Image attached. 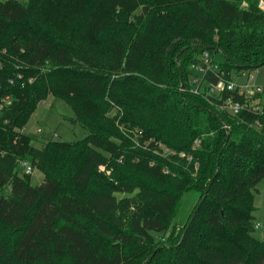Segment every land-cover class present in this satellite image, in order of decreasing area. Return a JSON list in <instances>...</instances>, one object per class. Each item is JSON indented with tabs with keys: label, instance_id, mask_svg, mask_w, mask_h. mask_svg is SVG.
Instances as JSON below:
<instances>
[{
	"label": "trees",
	"instance_id": "16d2710c",
	"mask_svg": "<svg viewBox=\"0 0 264 264\" xmlns=\"http://www.w3.org/2000/svg\"><path fill=\"white\" fill-rule=\"evenodd\" d=\"M262 1L0 0V264H264V105L219 110L190 72L205 51L210 82L263 67ZM50 95L84 138L33 145L23 130ZM26 158L42 184L19 174ZM191 191L194 219L160 240Z\"/></svg>",
	"mask_w": 264,
	"mask_h": 264
},
{
	"label": "rangeland",
	"instance_id": "374dc122",
	"mask_svg": "<svg viewBox=\"0 0 264 264\" xmlns=\"http://www.w3.org/2000/svg\"><path fill=\"white\" fill-rule=\"evenodd\" d=\"M22 1L26 0H21V2ZM261 7L264 8V1H262ZM192 63L190 64L191 70H193ZM250 72L253 74V77L249 75ZM233 82L255 85L264 83V66L250 71H242L241 73L234 72ZM262 93H259L258 97H260ZM261 106L263 107L262 104ZM37 108L38 109L31 115L23 130H26V132L31 136L33 139V145L41 147V145L48 140L54 139H63L67 141L79 140L84 138L86 135L87 130L84 129L78 122L72 107H70L65 100L56 97L55 95H50L47 99L42 100ZM120 108V106L115 104V108L109 112V116L114 117ZM116 122L119 124L118 120ZM120 129L123 136L129 139L130 148L138 143L137 138L140 135L137 130L139 131V128L132 127V131L127 132L123 130V125H120ZM114 140L120 142V139L118 138H114ZM26 159L30 161L29 158ZM17 169L19 174L24 173V169L21 168L20 162L17 164ZM101 170L105 171L107 174L110 173V170L105 166H102ZM31 176V183H33V185L42 184V181L44 180V173L41 172L40 169L34 167L31 172ZM254 192V206L256 208L253 212V222L255 227L253 236L259 239H264V181H261L256 185ZM122 195L125 194L118 193V196ZM199 198L200 195L195 191L186 193L182 199V203L179 208L180 211L177 217H175L172 221V226L166 233L158 234L157 237L161 236L160 240L162 241H164L169 235L176 237V235L179 234L180 229L187 225L186 223L189 221Z\"/></svg>",
	"mask_w": 264,
	"mask_h": 264
},
{
	"label": "built area",
	"instance_id": "2783aa9c",
	"mask_svg": "<svg viewBox=\"0 0 264 264\" xmlns=\"http://www.w3.org/2000/svg\"><path fill=\"white\" fill-rule=\"evenodd\" d=\"M193 70L190 69L192 73L191 82L192 90L195 93L201 94L210 98L209 96H215L217 98L215 104L219 110H225L233 116H236L242 110H247L249 112L263 113L262 106L259 101V93L263 92V87L255 84H240L239 82H233V80H227L223 78L224 72L221 71L217 82H210L204 76L207 72H219V65L214 59L209 55L207 51L204 52L200 60L192 63ZM252 78V77H251ZM237 91V94L243 95L244 100L239 99L234 95L233 92ZM227 92V93H225ZM231 92V93H229ZM229 93V94H228ZM11 97L4 98V103L9 104ZM2 107V105H0ZM259 125V122H256ZM200 139H196L193 143L194 145H199ZM165 154H173L172 150L167 149L162 144L160 145ZM182 156L185 153H181ZM191 159V157H189ZM21 168L24 169V173H31L33 170V165L31 160L23 159L19 160Z\"/></svg>",
	"mask_w": 264,
	"mask_h": 264
},
{
	"label": "crops",
	"instance_id": "0c3cea01",
	"mask_svg": "<svg viewBox=\"0 0 264 264\" xmlns=\"http://www.w3.org/2000/svg\"><path fill=\"white\" fill-rule=\"evenodd\" d=\"M250 76L253 77V74H251V72L249 73ZM257 85H260L263 87L264 89V83H260V84H257ZM259 101H261V104L264 105V92L261 94V96L259 97ZM26 131V130H25Z\"/></svg>",
	"mask_w": 264,
	"mask_h": 264
},
{
	"label": "water",
	"instance_id": "95a60500",
	"mask_svg": "<svg viewBox=\"0 0 264 264\" xmlns=\"http://www.w3.org/2000/svg\"><path fill=\"white\" fill-rule=\"evenodd\" d=\"M221 153L219 154V157H220ZM218 172V171H217ZM214 179V178H213ZM213 179L211 180V182L213 181ZM202 201L199 202V204H201ZM195 214H196V211L194 212V214L192 215L190 221H192L195 217Z\"/></svg>",
	"mask_w": 264,
	"mask_h": 264
}]
</instances>
